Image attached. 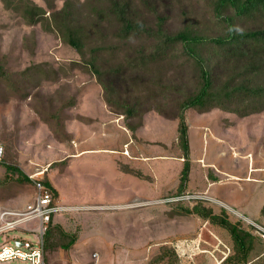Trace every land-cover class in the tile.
<instances>
[{
    "label": "rangeland",
    "instance_id": "obj_1",
    "mask_svg": "<svg viewBox=\"0 0 264 264\" xmlns=\"http://www.w3.org/2000/svg\"><path fill=\"white\" fill-rule=\"evenodd\" d=\"M30 1L45 9L46 17L64 6L57 1L51 11L43 0ZM158 6L172 30L182 26L175 0H158ZM21 16L0 0V62L13 73L44 64L60 78L42 83L31 99L0 103V142L8 149L6 162L28 178L49 175L64 209L53 215L52 226L55 234L62 228L75 240L80 235L77 264H221L234 253L232 241L220 226L184 215L183 209L197 204L216 215L223 212L253 235L250 260L264 264V215L258 216L264 207V112L241 119L220 110L188 111L190 152L185 156L177 121L150 109L132 135L104 103L93 76L80 67L69 69L72 61H80L77 52ZM65 70L68 75H62ZM41 98L45 102L36 103ZM69 98L75 105L62 113L69 119L61 126L46 124L47 113ZM38 106H45L40 115L34 111ZM63 159L66 164L49 165ZM185 160L190 173L182 192ZM5 175L0 166V182ZM34 195L31 180L0 184V214L24 209ZM38 227L34 220L1 232L0 245L2 236L35 240L38 234L32 231ZM164 249L167 256L159 260Z\"/></svg>",
    "mask_w": 264,
    "mask_h": 264
},
{
    "label": "trees",
    "instance_id": "obj_2",
    "mask_svg": "<svg viewBox=\"0 0 264 264\" xmlns=\"http://www.w3.org/2000/svg\"><path fill=\"white\" fill-rule=\"evenodd\" d=\"M2 1L19 11L27 24H41L77 52L80 61H72L69 69L80 67L93 76L104 103L122 117L132 135L142 126V114L152 109L177 121L178 145L188 156V111L206 114L220 110L241 119L264 112V0H175L182 26L173 30L169 17L160 12L158 0H43L51 11L55 2L64 3L48 17L45 9L30 0ZM59 78L58 71L44 64L13 73L0 62V103L31 99L38 86L56 83ZM43 102L41 98L36 103ZM74 105L73 98L64 100L47 113L44 122L61 126L69 119L62 117L63 111ZM44 108L34 107V111L40 115ZM5 150V162L0 166L6 175L0 184L14 179L21 185L30 183L21 169L6 162L7 147ZM184 163L179 180L182 192L190 173L189 162ZM55 164H66V160L50 166ZM43 183L55 201L57 194L47 180ZM182 211L228 232L234 253L221 264L251 262L249 253L256 239L230 223L226 214L215 215L200 204ZM54 231L50 221L44 237L46 261L48 250L63 249L64 240H69L68 249L75 241V237ZM166 254L164 249L158 259Z\"/></svg>",
    "mask_w": 264,
    "mask_h": 264
},
{
    "label": "built area",
    "instance_id": "obj_3",
    "mask_svg": "<svg viewBox=\"0 0 264 264\" xmlns=\"http://www.w3.org/2000/svg\"><path fill=\"white\" fill-rule=\"evenodd\" d=\"M6 150L0 142V165L5 162ZM35 195L30 204L23 211H4L0 214V233L7 230H15L31 221L38 220V234L35 240H12L0 246V264L18 261L25 264H48L45 256L44 237L49 222L54 214L62 212L64 209L59 205L57 199L54 201L52 191L43 183L42 178L37 175H29ZM96 258L97 255L93 254Z\"/></svg>",
    "mask_w": 264,
    "mask_h": 264
},
{
    "label": "crops",
    "instance_id": "obj_4",
    "mask_svg": "<svg viewBox=\"0 0 264 264\" xmlns=\"http://www.w3.org/2000/svg\"><path fill=\"white\" fill-rule=\"evenodd\" d=\"M71 155H73V154H71ZM63 160H67V159H63ZM134 160H138V159H133L132 158L131 161H134ZM59 162H61V160ZM42 180H44V178H42ZM46 180H47V184L57 194V201L61 203L62 202L61 196H60L59 192L51 185L49 175L46 178ZM30 203H28V204H30ZM25 207H24V209H25ZM24 209L19 210V212L20 211H23ZM9 211H13V210H9ZM261 215H262V209H261V214L258 215V216H261ZM51 222H52V225H53V223H54V216L52 217ZM61 231L64 234H66V236L72 237L66 231H64L62 228H61ZM9 236H8V238L6 237V239L2 236V244L0 246H2L4 243H9L10 241H12L14 239L15 240L19 239L20 241L23 240L19 236H10V237ZM80 238H81L80 235H78V236L76 235V240H75L76 242H74L73 245L70 246L68 249H66V242H68L69 240H64L63 241V244H62L63 249L62 248H53V249L48 250L47 253H46V255H47V263L48 264H77L78 254H77V249L75 248V246L77 245V242L80 240ZM255 259L256 258H253L251 260V262L248 263V264H252L253 260H255Z\"/></svg>",
    "mask_w": 264,
    "mask_h": 264
}]
</instances>
